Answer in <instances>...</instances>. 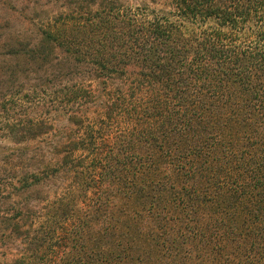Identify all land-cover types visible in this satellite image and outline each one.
Here are the masks:
<instances>
[{"label":"trees","instance_id":"16d2710c","mask_svg":"<svg viewBox=\"0 0 264 264\" xmlns=\"http://www.w3.org/2000/svg\"><path fill=\"white\" fill-rule=\"evenodd\" d=\"M38 30L47 143L0 264H264V0H71Z\"/></svg>","mask_w":264,"mask_h":264},{"label":"rangeland","instance_id":"374dc122","mask_svg":"<svg viewBox=\"0 0 264 264\" xmlns=\"http://www.w3.org/2000/svg\"><path fill=\"white\" fill-rule=\"evenodd\" d=\"M70 1L0 0V260L20 248V240L9 238L8 232L10 218L26 196L22 178L30 152L25 147L38 151L47 143L25 136L27 118L35 121L42 115V81L36 73L27 74L22 53L38 39V28L54 21Z\"/></svg>","mask_w":264,"mask_h":264}]
</instances>
